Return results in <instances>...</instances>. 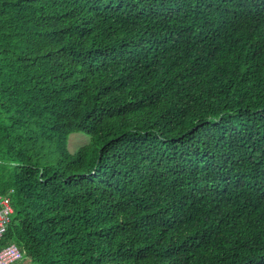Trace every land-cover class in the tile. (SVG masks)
Listing matches in <instances>:
<instances>
[{
	"label": "trees",
	"instance_id": "1",
	"mask_svg": "<svg viewBox=\"0 0 264 264\" xmlns=\"http://www.w3.org/2000/svg\"><path fill=\"white\" fill-rule=\"evenodd\" d=\"M0 195L34 264H264V0H0Z\"/></svg>",
	"mask_w": 264,
	"mask_h": 264
},
{
	"label": "built area",
	"instance_id": "2",
	"mask_svg": "<svg viewBox=\"0 0 264 264\" xmlns=\"http://www.w3.org/2000/svg\"><path fill=\"white\" fill-rule=\"evenodd\" d=\"M0 204V264H22L27 259L24 251L15 242L3 244L14 212L9 196L0 195Z\"/></svg>",
	"mask_w": 264,
	"mask_h": 264
},
{
	"label": "rangeland",
	"instance_id": "3",
	"mask_svg": "<svg viewBox=\"0 0 264 264\" xmlns=\"http://www.w3.org/2000/svg\"><path fill=\"white\" fill-rule=\"evenodd\" d=\"M91 142V136L83 132H74L70 134L68 140V148L71 152H76L78 148L83 145H87ZM54 154L56 152L54 151ZM23 262V260L21 261ZM26 264H33L31 260L26 259Z\"/></svg>",
	"mask_w": 264,
	"mask_h": 264
},
{
	"label": "crops",
	"instance_id": "4",
	"mask_svg": "<svg viewBox=\"0 0 264 264\" xmlns=\"http://www.w3.org/2000/svg\"><path fill=\"white\" fill-rule=\"evenodd\" d=\"M22 264H26V260L22 262Z\"/></svg>",
	"mask_w": 264,
	"mask_h": 264
}]
</instances>
